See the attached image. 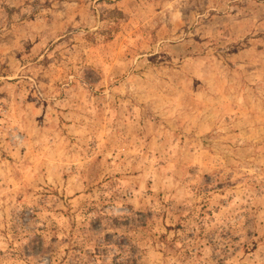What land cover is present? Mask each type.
<instances>
[{"label":"rangeland","instance_id":"1","mask_svg":"<svg viewBox=\"0 0 264 264\" xmlns=\"http://www.w3.org/2000/svg\"><path fill=\"white\" fill-rule=\"evenodd\" d=\"M0 264H264V0H0Z\"/></svg>","mask_w":264,"mask_h":264}]
</instances>
